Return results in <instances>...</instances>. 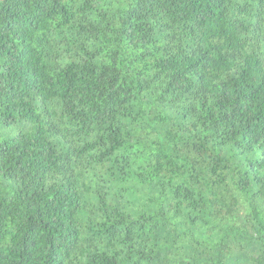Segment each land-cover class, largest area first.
Masks as SVG:
<instances>
[{
	"label": "trees",
	"instance_id": "16d2710c",
	"mask_svg": "<svg viewBox=\"0 0 264 264\" xmlns=\"http://www.w3.org/2000/svg\"><path fill=\"white\" fill-rule=\"evenodd\" d=\"M0 264H264V0H0Z\"/></svg>",
	"mask_w": 264,
	"mask_h": 264
}]
</instances>
